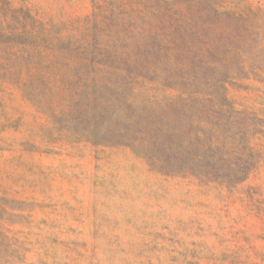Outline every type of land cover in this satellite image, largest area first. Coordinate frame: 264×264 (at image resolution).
<instances>
[{"label": "rangeland", "instance_id": "374dc122", "mask_svg": "<svg viewBox=\"0 0 264 264\" xmlns=\"http://www.w3.org/2000/svg\"><path fill=\"white\" fill-rule=\"evenodd\" d=\"M258 7L0 0V264H264L260 55L224 82L226 136L183 120L195 137L180 138L186 174L158 171L119 138L128 105L165 102L174 74L238 71L197 58L222 52L226 18L254 24Z\"/></svg>", "mask_w": 264, "mask_h": 264}, {"label": "trees", "instance_id": "16d2710c", "mask_svg": "<svg viewBox=\"0 0 264 264\" xmlns=\"http://www.w3.org/2000/svg\"><path fill=\"white\" fill-rule=\"evenodd\" d=\"M215 15L221 17L216 11ZM252 18L258 22H249L248 15L226 18L234 28L228 29L226 40L220 48L222 52L212 59L197 58L200 63L205 59L218 61L224 67L229 65L238 71H182L173 75L177 77L178 82L176 93L168 94L165 102L158 103L155 108L128 105L131 113H126L125 126L123 130H119L127 135H119V138L126 137L131 145H139L137 148L141 154L158 171L171 175L186 174L185 170L189 172L190 169H185L182 165L185 149L181 145L182 142L180 143V138L182 133L186 134L190 141L195 137L190 136V126L186 129L183 127L184 119L192 123L193 120L204 117L208 123L214 125V130L210 131L215 136H226L227 129L219 124L224 120V116H232V110L227 104L224 82L227 78L230 80L242 74L247 75L249 71L245 68L246 61H251L253 66L259 55L264 60V7H258ZM138 76L142 75L133 73L131 79L135 80ZM219 100L220 103L217 102ZM221 159V156L217 158L215 149H210L207 153V165H216Z\"/></svg>", "mask_w": 264, "mask_h": 264}]
</instances>
